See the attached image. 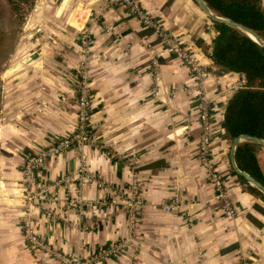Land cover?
I'll list each match as a JSON object with an SVG mask.
<instances>
[{"label":"crops","instance_id":"crops-1","mask_svg":"<svg viewBox=\"0 0 264 264\" xmlns=\"http://www.w3.org/2000/svg\"><path fill=\"white\" fill-rule=\"evenodd\" d=\"M137 2L160 32L189 50L206 76L195 78L153 27L122 7H105L107 0L44 5L36 0L29 12L49 23L56 33L52 43L68 49L70 63L80 55L82 34L91 40L84 51L92 91L88 125L97 143L66 148L51 159V168L34 166L33 188L46 193L29 210L24 163L76 130L74 85L66 66L40 68L29 51L32 43L9 41V29L3 30L0 264H54L36 257L23 239L20 225L28 218L38 238L71 258L122 243L116 254L93 264H264V217L254 210L251 195L230 184L232 141L221 128L225 106L243 76L219 74L196 44L200 39L209 49L215 37L211 19L196 0ZM45 50L54 54L51 44ZM23 60L28 63L11 70ZM39 101L47 106L41 114ZM202 104L211 124L209 163L224 187H232L226 194L235 212L231 216L221 209L198 156ZM256 158L264 172V146L256 148ZM80 170L88 180L77 199L89 206L79 212L65 209L64 199ZM133 187L144 205L134 229L125 206Z\"/></svg>","mask_w":264,"mask_h":264},{"label":"trees","instance_id":"trees-1","mask_svg":"<svg viewBox=\"0 0 264 264\" xmlns=\"http://www.w3.org/2000/svg\"><path fill=\"white\" fill-rule=\"evenodd\" d=\"M15 15L26 14L36 0H5ZM214 16L242 26L264 41V4L262 0H202ZM215 37L206 47L196 40L198 47L212 61L219 74L235 73L243 76L242 85L228 100L221 128L225 139L233 141L240 136L256 138L264 142V46L254 42L241 29L223 21L211 20ZM3 35L0 31V47ZM1 93V81H0ZM1 98V96H0ZM1 103V99H0ZM257 142L245 140L234 150L237 169L248 174L264 188V172L258 166ZM231 175L255 199L254 210L264 217V194L250 185L242 176ZM247 219L261 227L252 215Z\"/></svg>","mask_w":264,"mask_h":264},{"label":"rangeland","instance_id":"rangeland-1","mask_svg":"<svg viewBox=\"0 0 264 264\" xmlns=\"http://www.w3.org/2000/svg\"><path fill=\"white\" fill-rule=\"evenodd\" d=\"M59 1L60 0H39V3H41V5H44L46 3H51V2L54 3V2H59ZM29 11L26 14H22V16L15 15L13 12L10 13L11 8L8 5V3L5 0H0V31L2 32V35H3V33H5V32H3V30L9 29L7 31L9 34V41L14 42V40L20 39V40H26L27 42L32 43V44H30L29 51H31L32 55L34 57H36L35 65H38L40 68H42L44 66L54 67V68H62V65L66 66V68H68L67 73L70 76V79L72 78V83L74 85L73 86L74 93H73V97H72V102H73V106H74L73 108L75 111L76 123H77L76 130L73 133L69 134L68 136L74 137V136L80 135V133H79V126H80L79 113L81 110L80 109V102H81V98L83 97V102L85 103V101H86V103H87V105H86V107H87L86 116H85L86 133H84V135L94 138L93 141L83 142V143L81 142L80 144L74 143L71 146L79 147V148H82V147L88 146V145L95 146L97 141H96L94 134L92 133V130H90V127L88 125V119L90 118L91 106H92V96H91L92 91H91V85H90V63H89V60L87 58V55L84 54L85 53L84 51L91 45L90 44L91 40H90L89 44L83 45L81 43L82 44L81 48L79 47L80 55H78L77 61H74V63H70L69 59L66 56L68 53L67 52L68 49L64 46H61L59 43H52V37L55 36L56 33L54 32V30L50 29V27L48 26L49 23H47V21L44 18H42L41 16L36 18V16H35L36 12L35 11H31V12H29ZM8 14L9 15L13 14V16H12L13 17V23L11 21V24H10V22L8 24V18H7ZM3 39H4V36H3ZM2 43H3V40H2ZM48 44L49 45L51 44L53 47V50H54L53 55L46 52V50H45V46ZM1 46H2V44H1ZM1 48L2 47H0V52H1ZM1 65H0V81H1L0 96H2L1 71L3 69ZM37 104L40 105V108L37 109V113L41 114V112L47 106L44 105V103H41L40 101L37 102ZM68 136H66V137H68ZM48 147L49 146L44 147L37 154H39L41 151H45ZM29 157H31V156H29ZM50 161L48 160V162H50ZM50 165H51V163H50ZM46 167L51 168V166H49V167L46 166ZM206 168L208 169L209 174L212 173L213 167H211V168L206 167ZM79 169L82 170L81 167ZM81 170H80V172H81ZM84 173L86 174V171ZM65 179H66V177H63V180H65ZM70 182H72V181H70ZM84 184H85V182L81 186L78 187V186H76V182H75V185L70 186L72 190H71L70 194L67 193V195L64 199L65 209L67 207L69 210L75 209V210L80 212V211H82V209L89 206L88 204L84 205L83 202L78 203L79 201L77 199V196L81 192ZM230 184H232V187H239L244 191V189H243L244 187H242L240 185V183L238 182V180L236 178H233L232 181L230 182ZM70 185H72V184H70ZM225 186L226 187H224V190L226 191V194H227L228 193L227 190L231 189L232 187L229 186L228 184H226ZM131 191H132V193H131V195H129L127 197V201L125 202V206H126L128 213L130 215V222H129L130 227L134 229L136 221H137V217H138L140 211L143 209L144 205H143L141 199L138 198L137 193H135V191H136L135 187H133L131 189ZM33 192L34 193H31V194L36 197V201H35V199L32 201L37 202L38 196L40 195V191H36L33 188ZM52 199L56 200V199H54V197ZM35 205H36V203H35ZM219 205H220L221 209L223 210V200H221V199L219 200ZM132 215H134L133 218H132ZM20 226H21V230H22L23 239L32 247V250L34 251L36 257H38V258L42 257V258H44V259H46L49 262H52L54 264H93V262H98L100 260L108 259L110 256H112L113 254H116L122 248V243H121V245H120V243L119 244H113L112 246H110L108 248L98 250V252L94 253L92 256L85 257V258H81V257L71 258V257L65 256V255L55 251L54 249H52L47 243H45L41 239H39V240L42 241L44 244L43 249L41 247L33 245L30 241V238H29L32 235L28 231H32L33 233H35V232L32 229L29 218L24 220ZM108 250H112L113 252H111L110 254H107Z\"/></svg>","mask_w":264,"mask_h":264},{"label":"built area","instance_id":"built-area-1","mask_svg":"<svg viewBox=\"0 0 264 264\" xmlns=\"http://www.w3.org/2000/svg\"><path fill=\"white\" fill-rule=\"evenodd\" d=\"M112 6H119L124 8L130 15L133 17L139 19L142 21L146 26L153 27L155 32L157 33L159 38H162L165 42V45L167 46L169 52L173 54L177 59H179L190 71L192 74H194L195 78L198 80L201 77L206 76L203 68L198 64V62L193 58V56L190 54L189 50L185 47H183L181 44H178L175 42L172 38L167 37L164 35L158 27L154 24L148 13L144 10H142L137 2V0H107V3L105 7H112ZM90 38L87 34H82L81 36V43L83 45L89 44ZM205 104V99H202V103ZM202 104L199 110V120L202 126L203 135L199 139L197 143V152L200 160L203 162V164L206 167L211 168V164L209 163V153H210V146H211V139H210V133H211V124L208 114V108ZM87 103L83 102V97L81 98L80 102V113H79V133L80 135L74 136V137H63L59 138L56 141H54L51 146H49L45 151H41L39 154L35 156H31L26 159L23 167V183H24V198L27 202L28 210L29 208L34 205L35 202L32 200L36 197L33 196L31 193L33 192V180H32V171L34 166L39 165H46L51 166L50 161L53 157L59 156L62 154V152L73 145L74 143H83V142H90L93 141L94 138L88 137L84 135L86 133L85 129V116H86V107ZM81 171L78 172L79 176L75 180L76 186H81L86 180L88 179L87 174L83 173ZM210 180L213 185V187L216 189L218 193V198L223 200V210L227 216L233 215L234 211L231 208L230 202L228 201L226 197V191L224 190V185L216 174L215 170L210 173ZM74 182V183H75ZM75 185V184H74ZM40 193L45 194L44 190H41ZM39 197V196H38ZM134 215H132V218ZM32 236L29 237L30 241L33 245H36L38 247L44 248V244L42 241H40L38 236H36L35 233L32 231H28ZM113 252L112 250H108L107 254H110Z\"/></svg>","mask_w":264,"mask_h":264},{"label":"water","instance_id":"water-1","mask_svg":"<svg viewBox=\"0 0 264 264\" xmlns=\"http://www.w3.org/2000/svg\"><path fill=\"white\" fill-rule=\"evenodd\" d=\"M197 3L199 4V6L202 8V10L206 13V15L211 19V20H217V21H223L225 23H227L228 25L230 26H235L239 29H241L250 39H252L254 42L264 46V41L262 39H260L257 35H255L252 31L242 27V26H239L237 24H234L232 22H228V21H224L216 16L213 15L212 12H210L204 5H203V2L202 0H196ZM28 63L27 60H23L22 62H20L19 64L15 65L12 67L11 70H17V69H20L22 68L24 65H26ZM245 140H250V141H254V142H257L258 144H260L261 146H264V142L262 140H259V139H256V138H251V137H248V136H240L236 139H234L232 141V148H231V152H230V162H231V166H232V170L234 172H236L237 174H239L240 176H242L250 185L258 188L263 194H264V188L258 183L256 182L253 178H251L248 174L244 173V172H241L237 169L236 165H235V162H234V150L236 148V146L242 142V141H245Z\"/></svg>","mask_w":264,"mask_h":264},{"label":"bare ground","instance_id":"bare-ground-1","mask_svg":"<svg viewBox=\"0 0 264 264\" xmlns=\"http://www.w3.org/2000/svg\"><path fill=\"white\" fill-rule=\"evenodd\" d=\"M13 71H15V70H13Z\"/></svg>","mask_w":264,"mask_h":264}]
</instances>
